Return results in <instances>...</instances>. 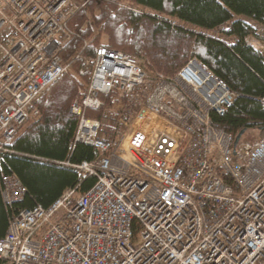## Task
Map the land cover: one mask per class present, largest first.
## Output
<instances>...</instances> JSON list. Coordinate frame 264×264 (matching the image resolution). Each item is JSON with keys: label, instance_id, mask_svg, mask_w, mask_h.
Returning a JSON list of instances; mask_svg holds the SVG:
<instances>
[{"label": "built area", "instance_id": "1", "mask_svg": "<svg viewBox=\"0 0 264 264\" xmlns=\"http://www.w3.org/2000/svg\"><path fill=\"white\" fill-rule=\"evenodd\" d=\"M83 6L0 0V152L38 116L34 102L70 72L59 52L73 37L67 21ZM245 41L264 59L263 26ZM91 63L70 112L75 141L99 156L63 164L96 182L12 215L0 238L3 264H264V138L234 146L235 136L211 118L240 94L195 57L172 77L105 45ZM112 91L125 97L121 115L130 125L106 139L86 112ZM258 101L264 106V96ZM0 192L7 207L26 189L10 174Z\"/></svg>", "mask_w": 264, "mask_h": 264}, {"label": "trees", "instance_id": "2", "mask_svg": "<svg viewBox=\"0 0 264 264\" xmlns=\"http://www.w3.org/2000/svg\"><path fill=\"white\" fill-rule=\"evenodd\" d=\"M77 1L85 6L67 21L73 37L62 43L59 52L70 72L34 102L38 116L28 118L9 150L0 152V185L4 176L13 174L26 189L22 200L7 207L0 192V238L19 211L37 204L48 207L68 188L78 186L84 193L95 184V177L81 178L63 163L77 165L99 156L97 149L75 141L78 117L70 106L79 90L86 89L92 58L101 45L148 60L151 70L167 77L195 57L240 94L222 115L211 113L214 125L234 136L264 127V106L258 101L264 96V59L245 41L258 25L264 27V0ZM171 21L177 24L172 26ZM183 24L199 31L189 32ZM99 98L103 105L87 110L86 116L100 122V137L113 139L125 97L112 91Z\"/></svg>", "mask_w": 264, "mask_h": 264}, {"label": "rangeland", "instance_id": "3", "mask_svg": "<svg viewBox=\"0 0 264 264\" xmlns=\"http://www.w3.org/2000/svg\"><path fill=\"white\" fill-rule=\"evenodd\" d=\"M73 1V3L74 4H76V5H79V4H83L81 1H77V0H72ZM85 3V2H84ZM127 5H130L129 3H127V2H125ZM125 6V5H124ZM84 7V6H83ZM127 7V6H126ZM132 7H134L133 5H132ZM82 8V7H81ZM96 13H98L97 11H96ZM251 24H253V22H251ZM184 26H186L187 28H189V29H187L189 32H194V33H197V32H195V31H199L198 29H196V28H194L193 26H191V25H188V24H184ZM228 26V24H226L224 27H227ZM191 29V30H190ZM211 34H213V35H216L217 33L215 32V33H211ZM107 37L106 36H102V41L103 42H106L107 41V39H106ZM106 40V41H105ZM138 57V56H137ZM139 58V57H138ZM140 59V58H139ZM141 60V59H140ZM145 63H146V65L148 66V68H150V63H149V61L147 60V61H144ZM151 69V68H150ZM71 74L75 77V78H77L78 80H80V78L79 77H77L76 76V74H75V72L74 71H72L71 72ZM124 124H126V125H130L129 123H126V121H125V119L124 118H120V120H119V126H120V128L117 130V132H116V136H119V135H121L123 132H124V130H125V125ZM134 124L132 123V126H133ZM242 138H246V139H248V140H254V139H257V138H260L259 137V134L257 133V132H254V131H251V132H248V133H245L244 135H243V137ZM125 147H126V142H125Z\"/></svg>", "mask_w": 264, "mask_h": 264}, {"label": "water", "instance_id": "4", "mask_svg": "<svg viewBox=\"0 0 264 264\" xmlns=\"http://www.w3.org/2000/svg\"><path fill=\"white\" fill-rule=\"evenodd\" d=\"M260 133H259V137L260 138H264V127H261L259 129ZM246 133V130H241L236 136H235V140H234V146H236L238 144V142L241 140V138L243 137V135Z\"/></svg>", "mask_w": 264, "mask_h": 264}, {"label": "bare ground", "instance_id": "5", "mask_svg": "<svg viewBox=\"0 0 264 264\" xmlns=\"http://www.w3.org/2000/svg\"><path fill=\"white\" fill-rule=\"evenodd\" d=\"M242 139V138H241Z\"/></svg>", "mask_w": 264, "mask_h": 264}]
</instances>
